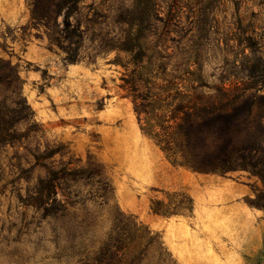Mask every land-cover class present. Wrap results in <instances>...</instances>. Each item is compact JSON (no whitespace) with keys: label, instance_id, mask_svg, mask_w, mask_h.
<instances>
[{"label":"rangeland","instance_id":"1","mask_svg":"<svg viewBox=\"0 0 264 264\" xmlns=\"http://www.w3.org/2000/svg\"><path fill=\"white\" fill-rule=\"evenodd\" d=\"M31 2L0 0V60L18 72L34 114L15 126L26 137L0 147V264H76L103 240L117 210L157 233L176 264H264V208L249 203L260 179L246 170L206 174L171 164L119 88L125 55L109 45L127 30L120 20L135 14V0H78L69 18L82 32L78 46L63 38V11L32 19ZM154 3L147 44L167 55L170 73L193 54L209 86L245 81L243 38L264 54V0ZM69 48L77 49L72 63ZM50 150L47 159L33 157ZM49 162L98 172L110 195L97 197L99 177L69 181L76 202L66 218H41L19 198L45 178ZM162 191H184L192 213H153L152 199L167 200Z\"/></svg>","mask_w":264,"mask_h":264},{"label":"trees","instance_id":"2","mask_svg":"<svg viewBox=\"0 0 264 264\" xmlns=\"http://www.w3.org/2000/svg\"><path fill=\"white\" fill-rule=\"evenodd\" d=\"M78 0H32V19L49 21L63 11V38L78 46L82 32L69 18ZM154 0H135L127 25L111 49L122 53L124 73L119 88L132 102L139 128L163 152L173 165L192 171L228 174L246 170L257 176L262 189L249 203L264 208V54L250 36L243 38L249 52L240 68L245 81L222 82L209 86L203 81L196 56L190 54L184 68L168 72L167 55L147 44L152 27ZM77 49L69 48L65 61H76ZM22 80L9 62L0 60V147L20 141L15 126L29 122L34 114L21 94ZM206 89V90H205ZM30 131H36L31 125ZM33 155L36 161L47 159ZM45 178L38 179L33 191L20 196L45 219L62 221L74 201L69 181L99 177L97 197L106 198L111 189L98 172L70 169L52 162L42 164ZM30 169H20V175ZM167 200L152 199L150 210L162 216L187 215L192 200L184 191H162ZM80 201V200H78ZM77 201V202H78ZM63 225V224H62ZM76 264H176L157 233L131 214L117 210L111 226L93 251L83 250Z\"/></svg>","mask_w":264,"mask_h":264}]
</instances>
